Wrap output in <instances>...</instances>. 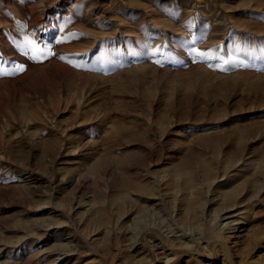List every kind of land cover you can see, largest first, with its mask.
I'll list each match as a JSON object with an SVG mask.
<instances>
[{
    "label": "rangeland",
    "instance_id": "rangeland-1",
    "mask_svg": "<svg viewBox=\"0 0 264 264\" xmlns=\"http://www.w3.org/2000/svg\"><path fill=\"white\" fill-rule=\"evenodd\" d=\"M0 264H264V0H0Z\"/></svg>",
    "mask_w": 264,
    "mask_h": 264
}]
</instances>
